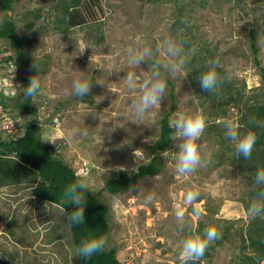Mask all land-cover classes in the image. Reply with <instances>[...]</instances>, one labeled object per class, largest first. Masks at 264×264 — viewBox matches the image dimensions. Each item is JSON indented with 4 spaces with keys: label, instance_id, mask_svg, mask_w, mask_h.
Returning <instances> with one entry per match:
<instances>
[{
    "label": "rangeland",
    "instance_id": "obj_1",
    "mask_svg": "<svg viewBox=\"0 0 264 264\" xmlns=\"http://www.w3.org/2000/svg\"><path fill=\"white\" fill-rule=\"evenodd\" d=\"M70 1H15L13 15L27 55L18 70L15 48L0 39V89L10 97L5 98L8 107L0 102V131L10 128L20 133L26 121L36 119L40 123L45 143L54 146L109 207L111 229L106 247L117 250L122 264H181L182 241L200 235L201 226L203 231L216 227L219 237L228 228L231 238L196 264H236L241 231H246L251 220L244 203L251 186L229 159L234 143L223 149L214 126L223 135L227 120L239 128V111L230 105L222 116L216 101L204 99L194 67L200 58L213 59V53L220 60L222 75L237 89L250 95L260 92L261 71L255 64L249 32L252 27L258 32V56L264 66V0H104L108 10L102 22L67 30L61 4ZM180 6L185 10V26L181 28L176 24ZM40 8L44 17L36 20L35 28L28 29L26 25L35 20L28 12ZM3 15L0 11V23ZM169 38L182 46L186 63L181 73L168 72L163 51H157ZM131 46H148L153 56L137 68H129L127 50ZM128 70L136 72L133 90L124 79ZM153 70L172 81L174 96L167 82L161 105L137 119L131 100ZM18 73L26 79L35 75L41 82V94L31 103L37 114L17 106L23 101L17 96L28 85ZM81 75L91 80L93 87L88 96L77 98L71 84ZM97 81L101 84H95ZM165 113L171 114V121L181 114L204 118V131L196 141L201 165L192 173H177L180 141L173 132L172 146L159 152L164 166L157 175L141 178L122 194L104 190L108 177L123 171L132 173L152 157L149 145L159 137ZM38 181L34 169L14 157L0 156V254L7 257L6 246L14 245L17 259L13 264L73 263L78 255L67 214L60 205L32 195L31 187ZM189 190L200 192L194 204L184 201ZM197 207L199 215H194ZM178 209L184 212L183 220L177 219Z\"/></svg>",
    "mask_w": 264,
    "mask_h": 264
},
{
    "label": "trees",
    "instance_id": "obj_2",
    "mask_svg": "<svg viewBox=\"0 0 264 264\" xmlns=\"http://www.w3.org/2000/svg\"><path fill=\"white\" fill-rule=\"evenodd\" d=\"M18 0H0V11H3V20L0 23V39H6L15 48L18 57V70L22 67V62L27 55L25 49V41L21 34L18 32V26L14 19L13 9L14 3ZM151 2H158L161 0H148ZM172 2H183L184 0H170ZM206 0H202L204 3ZM206 3V2H205ZM63 22L65 29L71 27L83 26L86 24L102 22L107 14V6L104 0H71L66 5H63ZM28 13L34 14L35 20L28 23V29L35 28L36 20L44 17L43 9L36 11H29ZM176 24L179 28L185 26V10L183 6L179 7V13ZM59 28V27H56ZM257 30L251 28L249 35V44L253 51L255 64L260 69L261 85L259 86L260 92L253 95L247 94L246 90L237 89L232 80H228L226 76L222 75L221 69L216 66L217 72L222 77V81L213 92H209L201 88L200 83L198 90L203 94L204 99L216 101L217 110L222 116L228 112L227 106L232 105L237 107L239 111V131L246 134L252 131L256 135V142L254 144L252 155L250 159L245 160L236 154L234 145L232 156L229 157L232 163L236 164V168L248 180L251 189L249 196L244 200L245 208L248 209L249 204L261 191H264V185L255 184V172L257 168L264 169V66L259 59V45L257 39ZM214 60L215 55L212 53ZM13 59V57H9ZM208 59L200 58L199 64L194 67V74L196 77L208 68ZM194 64V63H193ZM162 71V68H159ZM18 76L24 83L30 82L23 76ZM166 81L171 85V95L174 96V86L172 81L165 77ZM23 83V84H24ZM23 93H19L18 99L22 98L23 101H18L17 106L31 114H37V109L31 105L32 98L21 97ZM7 98L0 89V102L8 107L5 102ZM14 114V113H12ZM171 114L165 113L160 120V134L159 137L149 145L152 157L137 167V170L132 173L121 172L118 176L108 177L105 180L104 190L111 194H122L138 184L139 180L143 177L154 176L164 166V160L159 156V152L168 150L173 143L174 129L170 127ZM217 131V141L223 147L230 148L231 145L220 128L214 126ZM40 123L34 119L26 121L24 130L22 132H9L7 130L0 131V156L14 157L21 163L37 171L39 181L32 185V195L41 199L44 202H50L60 205L68 215L73 209L74 205L71 203L66 204L64 200V189L71 183L81 179L76 170L66 163L55 150V147L46 144L43 140ZM222 149V154L227 155L225 150ZM224 151V153H223ZM91 191L85 194V219L83 224L70 226L73 242L76 248L85 238L105 236L110 232V210L109 207L101 202L98 196ZM16 220L12 222L14 224ZM228 229V228H227ZM223 232L221 237H218L214 243H211L206 249L204 256L211 255L210 250L214 249L216 245H221L223 241L231 238L228 230ZM243 230V229H242ZM200 236H203L204 231L201 226L199 229ZM15 236V232H10ZM242 243L240 255L235 257L236 264H264V215L251 216V220L247 225L246 231H241ZM17 238V237H16ZM1 250V249H0ZM4 253L7 257L0 254V264H13L11 262V253ZM203 256V257H204ZM28 264V263H25ZM70 264H122L117 257V250L115 248H107L97 252L90 258H81L78 256L74 263Z\"/></svg>",
    "mask_w": 264,
    "mask_h": 264
},
{
    "label": "clouds",
    "instance_id": "obj_3",
    "mask_svg": "<svg viewBox=\"0 0 264 264\" xmlns=\"http://www.w3.org/2000/svg\"><path fill=\"white\" fill-rule=\"evenodd\" d=\"M86 48L81 50V53ZM163 51L167 59L164 68L173 74L181 73L186 63V58L182 55L183 49L173 39H165L157 51ZM153 56V50L148 46H131L127 50V65L129 68H136L142 61H148ZM159 61L157 64L159 65ZM208 68L199 74L198 80L201 88L213 92L218 89L222 77L216 70L220 60H209ZM34 67L36 68L35 64ZM230 76V74H229ZM227 78V77H226ZM127 87L130 90L136 88V72L128 70L124 77ZM95 84H101L97 81ZM93 83L86 76H78L72 80L71 88L74 97L83 98L88 96ZM167 81L159 70H153L151 74L143 80L139 92L131 100V108L137 119H143L144 116L157 105H161L162 98L166 96ZM41 94V82L35 75L30 77L29 84L25 87L23 95L33 100ZM264 124V122H258ZM170 127L174 129L175 137L178 143V153L176 155L175 169L179 174H189L194 172L201 165V154L196 141L201 136L205 128V120L199 115L181 114L175 117ZM6 130V129H4ZM8 131V130H7ZM83 134V132L81 133ZM225 137L234 143L236 154L245 160L250 159L252 150L256 142V135L249 131L242 134L237 125L231 120L224 123ZM136 153V152H135ZM136 156V155H135ZM255 184L264 185V169L257 168L255 172ZM91 191L84 179H78L69 184L64 189L65 203H71L75 207L66 216L69 226L83 224L85 219V194ZM200 197L198 190H189L186 192L184 201L186 204H194ZM150 200L151 197H148ZM247 212L250 216L264 215V191H261L257 198L253 199L248 206ZM194 215H199V208L193 209ZM177 219L183 220L184 212L182 209L177 210ZM219 237L217 228L214 226L207 227L203 236H190L182 241L180 248L181 264H196L204 256L209 245ZM107 243L105 236L85 238L76 248L77 255L81 258H90L97 252L104 249ZM75 262V261H74ZM73 262V263H74Z\"/></svg>",
    "mask_w": 264,
    "mask_h": 264
},
{
    "label": "crops",
    "instance_id": "obj_4",
    "mask_svg": "<svg viewBox=\"0 0 264 264\" xmlns=\"http://www.w3.org/2000/svg\"><path fill=\"white\" fill-rule=\"evenodd\" d=\"M11 244V243H10ZM17 244V243H16ZM14 245H7L6 247L9 249V251L11 252V254L13 255V257L14 258H12L13 260H11V262H13V261H15L16 262V260H14V259H17V256H16V254H15V251H13V249H15V248H12ZM16 246V245H15ZM17 246H19L18 244H17ZM18 248V247H17ZM1 252V251H0ZM3 257H5L4 255H3ZM14 263V262H13ZM23 264H25V263H23Z\"/></svg>",
    "mask_w": 264,
    "mask_h": 264
},
{
    "label": "built area",
    "instance_id": "obj_5",
    "mask_svg": "<svg viewBox=\"0 0 264 264\" xmlns=\"http://www.w3.org/2000/svg\"><path fill=\"white\" fill-rule=\"evenodd\" d=\"M0 107H2V106L0 105ZM7 130H8L9 132H13L12 129H10V128H8Z\"/></svg>",
    "mask_w": 264,
    "mask_h": 264
}]
</instances>
